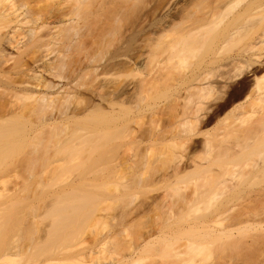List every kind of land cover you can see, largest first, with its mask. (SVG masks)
I'll list each match as a JSON object with an SVG mask.
<instances>
[{"label": "bare ground", "instance_id": "obj_1", "mask_svg": "<svg viewBox=\"0 0 264 264\" xmlns=\"http://www.w3.org/2000/svg\"><path fill=\"white\" fill-rule=\"evenodd\" d=\"M102 1L0 0V181L2 176L18 177L17 175H23V173L26 174L23 176L26 178H32L33 174H36L34 176L36 177L39 175L37 174L39 170L42 171L39 172L42 175L47 171L46 167L49 168L54 161L61 164L59 163L60 166L58 167V164L57 168L52 165L51 171L53 168L55 170L64 166L66 168L64 162L68 165L67 161L72 160V163L73 161L76 163L72 165L69 161L71 164L69 166L75 167L72 169L73 172L80 159L81 166L89 162L85 165L90 167L82 166L86 169L78 168L82 171L79 170V172L76 169L74 174L69 172L74 177L75 174H78V177L82 176V178L77 177V181L76 177L74 180L78 183V179L87 180L83 177L92 175L91 180L96 177L97 182L99 177H103V180L107 179L106 182L109 180V183L117 181L103 184V186L101 182L93 183L99 189L106 188L108 184L109 188L113 186L115 194L116 192L118 194V196L114 194L113 198L119 197V201L127 194V198L121 201L122 211L126 214L123 216L129 217L139 208L141 209L139 212L145 210L147 213L146 207H149L147 208L149 210L158 207L165 212L159 216L156 211L159 217L153 216L154 221L148 224L151 225L150 227L154 225V231L151 228L152 233L147 232L138 243L126 244L123 248L125 253L111 260H106L107 257H104L91 263L87 262L86 257L96 252H100L101 255L106 254L107 246L105 243L98 245L99 242L84 247L81 241V243L77 242V236L73 234V230L75 232L79 228V231H82V228L83 230L89 228L92 233V225L94 226L95 223L91 220H95L99 227L98 221L101 222V220L98 219L102 216L98 210L105 198L104 195H99L94 190H85L87 187L82 189L83 186H78L82 185L81 181L76 184L74 180V182L71 180L72 183H67L69 186L65 184L60 187L61 189L59 188L60 190L58 189L59 191L56 189L61 194L57 195L56 190L52 192L51 196L55 194L54 199L50 200L51 205L49 209H46L49 211L51 209V213L48 212L51 216L49 217L47 212L46 215L48 219L52 217L50 223H53L52 226L49 224L51 228H47L44 231V237L40 239L39 236L36 237L39 234L36 232L37 229L34 227L35 230L32 231L33 228L30 227V225L35 226L34 219L31 221L33 224L30 222L36 216L33 213L36 212L35 209L30 210L28 205H24L26 209L22 205L20 211L18 209L20 207L14 202L22 203L21 201L25 199H20L22 194L17 193V195L15 191V193L11 191L12 193L8 194L12 196L10 198L3 196L4 199L2 198L3 201L0 202V210L5 212H0V216L8 213L11 219L6 215L10 221L5 222L7 218L1 217L3 220L0 218V225L5 222L8 228L13 222L11 228L0 227L5 229L4 232L3 230L0 232V264L8 262L13 264L20 262L21 264H133L137 260L146 261L149 257L146 253L151 250H154L156 255L162 251L159 249L168 245L173 236L172 232L179 236L182 234L183 241L177 246H171L168 255L153 256L150 263L146 264H194L199 252L203 251L204 247H208L209 243L210 247L206 249H210L208 250L210 258L208 257V262L204 264H230L231 259L224 256L226 249L230 250L229 252L247 249L245 253L240 252V255L244 254L243 259L240 257L243 264L245 259L249 260H246V264H264V232L260 233L262 229L256 228L257 224L260 227L261 223H264V185H260L258 190L255 189V197L252 196L254 190L251 195L247 194L251 193V190L247 189H250L249 187L254 183H250L248 179H252V176L258 172V175L263 177L256 175L252 180L260 181L264 178V19L258 13L264 10V4L259 1L260 7L258 4L256 8L253 6L254 10L257 9L256 13H253V7L250 6L254 0H248L241 7L238 5L242 0H209V6L206 5L209 8L203 12L201 8H204L208 0H164L165 3L159 9L161 15H158L161 19L156 21L155 16L152 18V15L150 17L155 20V22L152 21L155 24L153 23L152 27V22L150 26L146 24L148 28L151 27L147 30L148 33H144L146 27L145 31L134 34L132 30L130 32L126 30L133 34L128 37L131 34L126 35L123 32L126 29L125 26L123 27L126 24L123 16L127 15L125 12H129L127 9L129 5L135 8V2L138 0H124L123 3L118 1L119 4H115V1L109 4L107 8L109 13L105 17L109 20L103 17L106 21L102 20L104 21L102 22L100 16L101 22L97 21L99 26L96 24L98 30L95 33V29L90 32L94 28L93 25L91 29L87 27L90 19L91 24L98 19L95 17L98 15L95 14L97 10L90 6L95 2L99 6ZM108 1L110 0H107V3H111L114 0ZM46 3H50V7L42 8ZM247 9L251 16L246 15ZM91 12L95 15V19L97 18L95 21L87 17ZM86 18H89L87 22L89 24L85 27L89 28V31L85 27L82 29L86 30L87 34L80 32L81 26L85 24L80 21H86ZM4 30L5 32L7 30V35L4 34ZM142 32L145 35H142ZM111 46H117L116 50L120 51L116 54L118 59L112 53V58L116 60L109 61L110 58H104ZM10 47L15 48L14 51H16L11 56H9L10 52H6L11 50ZM197 58L201 60L198 65H196ZM170 80H174L173 84L177 85V88L173 87L176 92L174 95L171 94V100L163 106L160 105L161 107L158 106V109L154 108L156 110L152 108L149 114L144 110L147 114L145 117L143 113V105L147 103L145 100L149 96L152 97L153 92H157L156 89L160 91L161 87L172 88ZM162 84L166 85L162 86ZM92 113L98 118H93L94 124L92 123L91 126L88 124L90 129L84 127L86 124L78 125L82 118ZM86 119L82 122L87 121ZM93 125L94 128H92ZM22 139L26 143L23 149L19 145L24 143ZM145 143L146 145L143 146ZM163 146L168 147V150L164 151L166 149ZM154 147L164 150H156ZM106 148L107 151H105ZM151 148L159 154L156 156L157 153ZM185 149L189 151L184 152ZM197 149L198 154L202 152L200 150H203L202 154L207 155L206 157L211 152L216 155L211 153L213 158L201 161L203 158L199 154L198 157L200 156L201 160L198 159ZM204 151L210 153L205 152V154ZM104 152H107V155L101 156ZM150 155L152 158L155 155V159L150 158ZM221 158H226L222 166ZM99 160L104 163L106 161V167L102 165V168L103 166L106 168V170L103 168L104 172L99 170L102 169L99 164L96 165L100 168L95 167L94 163ZM153 160L154 164L159 163L158 161L163 162L160 165L162 172L156 168L160 163L155 166ZM7 163H12L13 166L5 165L6 169H3V164ZM38 163L46 164V166L39 165L38 170L36 169ZM48 163L50 165H47ZM80 164H78L79 167ZM215 165L218 168L223 167V173L215 171L213 167ZM68 167L66 169L70 171L71 167ZM236 167L239 168L238 172L241 170L238 174L234 172ZM149 168L156 170L152 174ZM147 169L151 171L150 175ZM51 171L47 172L51 174L53 173ZM66 171L62 174L67 173ZM57 173L56 177L59 174ZM196 174L199 176H195ZM22 175L20 178L26 179ZM243 176L248 178L242 179ZM240 177L242 180L238 179ZM42 178L43 176L40 180ZM119 179H125L126 182L122 180V183H128L123 189L127 186L130 192L128 187H132L130 194L126 193L127 189H122L123 191L119 189L122 192V196H119L118 188L124 186ZM246 181L249 182V187L246 186ZM114 183L118 186L114 187ZM239 185L247 187V189L244 187L248 191H246V197L243 195L245 189L241 188L243 194L240 193L242 191L239 190ZM97 186L94 188L98 189ZM24 187L27 189L26 185ZM24 187L18 189H24ZM183 188L187 192H184ZM210 188L213 190L208 191ZM182 189L183 191H180ZM229 190H233L232 195L229 196L233 198L235 195L234 198L237 197L235 200L224 195L227 192L230 193ZM236 190H239L236 192L240 193L239 196L242 194L244 197L236 196V193L234 194ZM4 192L0 190V196L4 195ZM110 192H112L110 194L114 193ZM20 193H24V190ZM95 193H98L96 195L100 199L93 195ZM175 193L178 195L175 196ZM19 195L22 196L19 198ZM137 196L139 199L141 196L142 198L138 200ZM174 196L179 199H175ZM12 197L15 200H12ZM7 198L16 204L15 208H12L14 204L7 202ZM96 198L100 203H97ZM4 201V204L7 202L6 205L2 204ZM203 204H205V210L212 207L211 213L208 208L209 215L196 212L203 207ZM8 206L11 207L7 208ZM95 207L99 209L96 210ZM30 208L34 207L31 205ZM12 209H18L19 212ZM160 210L158 212H161ZM26 211L32 214L30 219L24 218L27 222L21 219L23 216L28 217ZM12 212L16 213L14 217L10 215ZM139 212L135 214L138 215ZM17 213H21L22 217ZM15 216H20L19 220ZM22 221L31 229L21 224L24 223ZM88 223L91 224V228ZM248 223H250L249 227H253L251 223H255L254 232H259V234L255 233L257 239L253 240V235L250 237L253 240V243L250 242L252 245L244 240L249 248L252 247L251 249L244 247V241L237 239L244 234L245 228V231L249 228L245 227ZM239 225L245 227L241 229L242 233H240ZM97 226H94L96 230ZM171 227L174 229H169ZM236 227L239 231L237 238L232 232ZM167 229L171 230L169 235ZM9 230L10 233L14 232L10 235ZM31 232H35L36 235L31 236ZM1 233L2 235L5 233L8 239L1 238ZM7 233L13 238L11 239ZM71 235L74 237L71 238ZM167 235L169 239L166 238ZM33 237L34 241H39V245L36 241H32ZM165 238L167 243L161 240ZM214 242H217V246L212 249ZM31 243L38 247H33ZM161 243L165 245L160 247ZM203 244L207 245L203 247ZM243 244L244 246H241ZM35 248L39 249V252L35 251ZM30 250L34 251L33 254H30ZM37 253L40 256L36 255ZM203 253L205 252H200V254ZM29 255L36 258L31 259ZM233 257L237 258V256ZM232 261L235 263L238 260L232 259Z\"/></svg>", "mask_w": 264, "mask_h": 264}, {"label": "rangeland", "instance_id": "obj_2", "mask_svg": "<svg viewBox=\"0 0 264 264\" xmlns=\"http://www.w3.org/2000/svg\"><path fill=\"white\" fill-rule=\"evenodd\" d=\"M100 1H101V0H99V2H100ZM111 1H112V0H110V1H108V2H111ZM115 1H116V2H115ZM118 1H119L120 3H123V2H124V0H114V1L111 2V3H107V0H103V1L101 2V4H99V6L96 4V2H95L93 5H91V6H90L91 8H93L94 10H97V12H95V14H98L99 16H98V15H97V16L92 15V12H91V13H88V15H89V14H91V15H90V16L87 15V17L92 18L93 21H95L97 18H98V19L96 20V22H93V24H91V22H92L91 19H90V22H89V20H88L89 18H86V21L84 20L85 22H84V21H80V23H81V22L85 23L84 26H83V25L81 26V29H82L83 27H85L86 24L88 25V24L90 23L91 25L89 24L87 27H89V28L91 29V28L94 26V28H92V29L90 30V32H93V30L95 29V30H94V33H95L96 30H98V28H96V24H97V26H99L98 23L101 22L102 20H104V18L106 17V15L109 13V11H108L107 8H109V6H110L111 4H113L114 2H115V4H119ZM122 1H123V2H122ZM162 1H163V2H162ZM247 1H248V0H242V1L240 2V4L238 5V7H241V6L245 5V4L247 3ZM259 1H260V2L262 1V4H264V3H263L264 0H254V1L252 2V5H251L250 7L252 8L253 6H255V8H256V5L258 4V6H259V4H260ZM99 2H97V3H99ZM117 2H118V3H117ZM129 2H130V1H129ZM139 2H140V0H138L137 2H135V3H136V4L134 5L135 8H132L133 5H131V6L129 5V6L127 7V9H129V12H128V11L125 12V14H127V15H126L127 17H126L125 15H124L125 17L123 16V19H124L123 21L126 20V21H125L126 24H124V22H123V24H124L123 27L125 26L124 28H126V29H125V30L122 29V31L124 30L123 32H125L126 35H127V33H128V35L131 34V35L128 36V37H131L135 32H136V33H140L142 30H143V31L146 30V32H144V33L147 34V33H148L147 30L150 29V28L155 24V23H154L155 20L158 21V19H159V20L161 19L160 16H158V15H161V14H160L161 11H159V9H161V8H162L161 6H163V4L165 3L164 0H142L140 3H139ZM206 2H207V1H206ZM209 3H210V1L208 0V2H207L206 4H204V5H205V6H203L204 8H201L203 12L206 11L207 8H209V7L206 6V5H208ZM109 4H110V5H109ZM44 5H45V6H42V8H44V7L46 8L47 6L50 7V3H46V4H44ZM260 5H261V4H260ZM100 6H101V8L99 9ZM208 6H209V5H208ZM258 6H257V7H258ZM48 7H47V8H48ZM129 7L132 8V9L130 10ZM250 7H248L249 10H250ZM259 7H260V6H259ZM106 9H107L108 12L106 11ZM127 9H126V10H127ZM248 9L246 10V11H247V12H246V15L251 11V10H250V11L248 12ZM252 10H254V7L252 8ZM255 10L257 11V9H255ZM255 10L253 11V13L255 12ZM258 10H260V9L258 8ZM42 11H44V10L42 9ZM105 12H107V13L105 14ZM262 12H264L263 9H262L261 12H258V13H260V16H262V18L264 19V14H263ZM151 13H153V14H151ZM251 13H252V12H251ZM253 13H252V15H254ZM255 13H256V12H255ZM261 13H262L263 15H261ZM154 14H155V15H154ZM244 14H245V13H244ZM152 15H153V17H152ZM246 15H245V16H246ZM249 15H250V14H248L247 16H249ZM92 16H93V17H92ZM94 16L97 17V18L95 19ZM100 16H101V18H100L101 21H100V19H99ZM107 16H108V15H107ZM150 16H151L152 18H154V16H155V18H154L155 20L152 19ZM156 16H157V18H156ZM250 16H251V15H250ZM257 16H258V15H257ZM257 16H256V17H257ZM260 16H259V18H261ZM103 17H104V18H103ZM149 17H150V18H149ZM158 17H159V18H158ZM102 18H103V19H102ZM167 18H168V16H167ZM105 19H106V20H109L108 18H105ZM149 19H150L151 21H150ZM87 20H88V21H87ZM98 20H99V21H98ZM106 20H104V21H106ZM148 20H149V21H148ZM153 20H154V22H152ZM97 21H98V23H97ZM104 21H102V22H104ZM87 22H89V23H87ZM148 22H149V23H148ZM151 22H152L151 27L148 28V26H150L149 24H150ZM153 23H154V24H153ZM146 24H147L148 26H147ZM79 25H80V24H79ZM92 25H93V26H92ZM100 25H101V24H100ZM91 26H92V27H91ZM87 27H85V28L87 29ZM138 27H139V28H138ZM142 27H143V28H142ZM145 27H146V28H145ZM85 28H83V29H85ZM89 28L87 29L88 31H89ZM134 28H135V29H134ZM136 28H137V31H136ZM141 28H142V29H141ZM144 28H145V30H144ZM83 29L80 30V32L82 31L83 33L85 32V34H87V33H86V30H83ZM128 29H130V30H128ZM138 29H139L140 31H139ZM126 30L129 31V32L132 30V33H133V34L127 32ZM133 31H134V32H133ZM149 31H150V30H149ZM90 32H88V34H90ZM4 34L7 35V30H6V32H5V30H4ZM145 34H143V32H142V35H145ZM123 35H124V34H123ZM124 36H125V35H124ZM125 37H126V36H125ZM125 37H123V39H125ZM128 37L126 38L127 40L129 39ZM2 43H4V42L2 41ZM6 45H7V44H6ZM112 47H113V46L109 47V49H108V51H107L108 54H105V56H106V55H107V56H106L104 59H108V58H110L109 61H111V59H112V60L115 59V58H112V57H113L112 53H113L114 56L116 57V56H117L116 54H118L117 52L120 51V50H118V49L116 50V47H117V46H116V47L114 46L115 48H114V47L112 48ZM118 48H119V47H118ZM6 49H7V48H6ZM9 49H11V50H9ZM9 49H7V50H9V51H6V52H8V53L10 52V53H9V56L14 55V53H16V51H14L15 48H13V47L11 48V47H10ZM115 50H116V52H115ZM13 52H14V53H13ZM11 53H12V54H11ZM110 54H111V55H110ZM108 55H109V56H108ZM110 56H111V57H110ZM116 59H118V58L116 57ZM116 59H115V60H116ZM196 61H197V64H196V65H198V64H199L198 62H200L201 60H200V58H199V59L197 58ZM194 62H195V60H194ZM194 62L192 63L193 65H194ZM175 70H176V69H175ZM172 71H173V73H175L174 70H172ZM170 81L172 82V84H171V85H172V88L169 87V86L167 85V86L169 87V88L167 87L168 89H167L166 87H165L166 89L163 88V87H161V88H160V89H161L160 91H158V89H156L157 92L154 91V92H156V93L153 92V96H152V97L149 96L148 98H150V99L147 98V100H145L147 103H145V101H144V103H145L146 105L143 103V104H144V105H143V111L145 110V111L148 113V112H150V110H153L154 108H157V109H158L159 107L163 106V104L165 105L166 103L169 102V100H171V94L173 93L172 95H174V93L176 92V89L174 90V88H177V85H175V83L173 84L174 80H173V81L170 80ZM170 81H169V82H170ZM96 82H97V81H96ZM96 82H95V83H96ZM171 82H170V83H171ZM175 82H177V81H175ZM95 83H93V84H95ZM170 83H169V84H170ZM167 84H168V83H167ZM163 85L165 86L166 84H162V86H163ZM173 85H174V86H173ZM160 86H161V85H160ZM160 86H159V87H160ZM182 86H183V85H182ZM159 87H158V88H159ZM173 87H174V88H173ZM162 89H163V90H162ZM169 89H170V90H169ZM172 90H174V91L172 92ZM148 100H149V101H148ZM160 105H161V106H160ZM147 106H149V107L147 108ZM158 106H159V107H158ZM190 106H191V105H189V107H190ZM150 107H151V108H150ZM144 108H145V109H144ZM146 108H147V110H146ZM149 108H150V109H149ZM152 108H153V109H152ZM154 110H156V109H154ZM145 111L143 112L144 114L146 113ZM188 111H189V110H188ZM95 113H96V112H95ZM148 114H149V113H148ZM94 115H95L94 113H92V114H88L86 117L82 118V119L80 120V122H82V120H83V119H86L87 117H89L90 119L87 118V119H86L87 121H85V122L83 121L82 123H80V122L78 121V122H79V123L77 122L78 125H81V126L83 125V126H84V124H86V126H84V127H87V128L89 127L88 129H90V126L92 125V123L94 124V120H93V118H96V119L98 118L97 115H95L96 117H95ZM98 115H99V114H98ZM146 116H147V114H145V117H146ZM145 117H144V119H145ZM96 119H95V120H96ZM96 121H97V120H96ZM96 123H97V122H96ZM159 123H160V121H159ZM159 123H158V124H159ZM162 123L164 124V122H162ZM162 123H161V125H163ZM88 124H89L90 126H89ZM95 125H96V124H95ZM159 125H160V124H159ZM81 126H80V127H81ZM144 126L146 127V125H144ZM94 127H95V126L93 125L92 128H94ZM158 127H159V126H158ZM159 128H160V127H159ZM84 132H85V131H84ZM78 133L80 134V131H79ZM81 133H82V130H81ZM79 134H77V135H79ZM83 134H84V133H83ZM80 135H81V134H80ZM202 137H203V136H202ZM201 139H202V138H201ZM22 140H23V139H22ZM24 141H25V140H23V142H24ZM20 142H21V141H20ZM22 144H23V145H22ZM24 144H25V145H24ZM19 145L21 146V148H22L23 146H24V148H25L26 143H25V142H24V143H21V144L19 143ZM145 145H146V143H145L143 146H145ZM153 146H154V145H153ZM157 146H158V145H157ZM161 146H162V145H161ZM150 147H152V146H150ZM163 147H164V149H166V150H164L163 148H157V149H160V150L163 149L164 151H167V150H168V149H167L168 147H166V148H165V146H163ZM152 148H153V147H152ZM152 148H151V149H152ZM154 148L156 149V147H154ZM198 148H200V147H198ZM215 148L218 150L217 147H215ZM22 149H23V148H22ZM157 149H156V150H157ZM187 149H188V148H187ZM200 149H201V148H200ZM210 149H212V148H210ZM213 149H214V147H213ZM104 150H105V149H104ZM149 150H150V149H149ZM152 150L154 151V149H152ZM152 150H151V152H152ZM156 150H155L154 152H156ZM105 151H107V148H106ZM185 151H187V150L185 149L184 152H185ZM188 151H189V150H188ZM188 151H187V152H188ZM198 151H199V150L197 149V157H198L199 154H201V155H202L201 158H203V159L201 160V159H199L200 156L198 157V159L201 160V161H205L207 158L210 159L213 155H216V154H213V153L211 152V150H210V152H211L213 155H211V153L208 152V151H204V153H205V152H207L208 154L210 153V154L208 155V157H206L207 155L204 156V155L202 154V153H203V150H200V151H202V152H200L199 154H198ZM212 151L214 152V150H212ZM151 152H150V153H151ZM105 153H106V154H105ZM156 153H157V154H156V156H157V155L159 154V152H156ZM195 153H196V152H195ZM195 153H194V155L196 156ZM94 154H95V153H94ZM94 154H93V155H94ZM148 154H149V153H148ZM152 154H153V153H152ZM205 154H206V153H205ZM105 155H107V152H104V153L101 154V156H105ZM217 155H218V154H217ZM154 156H155V155H154ZM154 156H153V158H152V155H150V158L155 159ZM148 157H149V156H148ZM204 157H205V158H204ZM214 157H215V156H214ZM212 158H213V157H212ZM160 159L162 160V159H163V156H162ZM221 159H222V160H221L220 165H221L222 163L226 162V158H221ZM51 160H52V162H53V159H51ZM51 160H49V162H50ZM78 160H79V162H82V161H80V159H78ZM78 160H77V161H78ZM101 160H102V159H101ZM101 160L97 161V163H94V164H95V165H96V164H97V165L99 164V165L101 166V168H102V165L105 166L106 161H105V163H104V162H101ZM104 160H106V159H104ZM104 160H103V161H104ZM47 161H48V160H47ZM47 161H46V162H47ZM69 161L71 162L72 165H73V164H74V165L76 164L74 161H73V163H72V160H69ZM69 161H67V162H68V165H67L66 162H64L65 165H66L67 167H68L69 165H71ZM85 161H87V160H85ZM85 161H84V162H85ZM218 161H219V160H218ZM218 161H217V163H218ZM79 162H78L77 165H76V167H77L76 169H78V168L82 169L83 167H86L85 164L89 163V162H86V163L84 164L85 166L82 165V166H83V167H82L81 164H80ZM100 162H101V163H100ZM107 162H108V161H107ZM158 162H159L160 164H159V163H155V164H154V160H153V164H154L155 166H158V164H159V166L156 167V168H159V169H160V167H161L160 165H161V163H163V162H162V161H161V162L158 161ZM43 163H44V162H43ZM43 163H41V165H40L39 163L36 164V165H38V166H36V169L39 168V165H40V166H43V165L46 166V164H43ZM53 163H54V164H52V165L56 166V168H57V165H58L60 162H58V163L56 162V163H55V161H54ZM217 163H216V164H217ZM8 164H9V163H7V164H3V165H4V166L2 165V166H3V169H6V168H5V165H6V167H11L12 163H10L11 165L9 164V166H8ZM42 164H43V165H42ZM55 164H56V165H55ZM60 164H61V163H60ZM60 164L58 165V167L60 166ZM78 164H80V167H79ZM82 164H83V163H82ZM47 165H50V163H48ZM52 165L50 166L51 168H52ZM62 165H63V162H62ZM62 165H61V166H62ZM97 165H96L95 167H97V169H98L99 166H97ZM106 165H108V164H106ZM109 165H110V162H109ZM217 165H218V164H217ZM217 165L213 166V167L215 168V171L217 170V171H220V172H221V171H222V168H223V167H221L222 165H221V166L219 165V166L221 167V169H219L220 167L218 168ZM12 166H13V165H12ZM54 166H53V167H54ZM92 166H93V165H92ZM104 166H103V168L106 167V166H105V167H104ZM155 166H154V167H155ZM216 166H217V167H216ZM223 166H224V165H223ZM37 167H38V168H37ZM43 167H44V166H43ZM47 167H48V166H47ZM47 167H46L45 170H47V171L50 170V171H51V168H50V167L47 168ZM64 167H65V166H64ZM64 167H61V169H60V168H58V169H60V170H63V169H64V170H65L67 167H66V168H64ZM69 167H71L70 171H68L69 169H66L67 171H66V170H65V171H66L67 173H63V174H62V172H65L64 170L61 172L60 170L56 169V170H58L57 172H58L59 174H58L57 172H56V173L58 174L57 177L60 176L59 178H57V177L55 176V174H56L55 171H56V170H55L54 168H53V170L51 171V172H53V173L50 174V172L48 173V172L46 171L48 174L45 172V173H42V175L39 173L41 170L38 169L39 171H37V174L41 175V177L43 176L42 180H40L41 177H40L39 175H37L38 177L36 176L37 178L34 177L36 174H33L32 178H31V177L26 178V176L23 177L25 173H23V175H22V174L17 175L18 177H16L15 175H14V177L8 175L9 177L6 176L7 178H6L5 176H4V177L2 176V180L0 181V190H1V192H2V191H3V192L6 191V192L3 193L4 195H1V196H0V197H1L0 200L3 198V196H4V198H5V195H6V197L10 198V196H12V194L10 195V194H8V193L11 192V191H13V192L15 191L16 194H17V193H18V194H22L23 196H22V195H19V198H20V196H22L23 198L21 197L20 199H25V201H24V200L21 201L22 203H19V202H18V203H17V202H14V203H16L19 207L22 206V205H23V207H24V205H28V207H29L30 210H31V209H32V210L35 209V211H36V212H33L34 214H36V216L33 215L34 218L31 217L32 219L30 220V222H31V221L34 219L33 222L35 221V223H34L35 226H34V225L31 226V225L29 224L30 222H28V224L30 225L31 228H33L32 231L35 230V229H34V227H35V228L37 229V230H36L37 234L39 233L40 235H39V234L36 235L35 232H34V233L31 232V236H33L32 234H34V236H35V235H36V237L39 236L40 239H41V237H44V234H45L44 231L47 230V228L49 229L50 225L53 223V222L50 223V222H51L50 219H51L52 217H51L50 219H48V218L51 216V215L48 213V212L51 211V209H50V211H49V210H46V209H49V207H50V205H51L50 200L54 199L53 196H54L55 194L51 196V194H53L52 192H54L56 189L58 190V189H59L60 187H62V186H65V184H67V183H69V182L72 183L71 180L73 181L75 177H76V181H77L78 174H75V177H74V175H72V174L75 173V170H76V169L73 170L74 173L72 172V169H74L75 167H74V166H73L74 168H73L72 166H69ZM69 167H68V168H69ZM87 167H90V166L88 165ZM87 167H86V168H87ZM108 167H109V166H107V168H108ZM164 167H165V166H163V168H164ZM1 168H2V167H1ZM62 168H63V169H62ZM86 168H83V170L86 169ZM92 168H94V166H93ZM99 168H100V167H99ZM103 168H102V169H99V170H101V172H102V171L104 170ZM224 168H226V167H224ZM34 169H35V168H34ZM36 169H35V170H36ZM40 169H41V168H40ZM80 169H78V171H79ZM149 169L152 171V174H153V173L155 172V170H156V169L153 170V169H151V168H149ZM159 169H158V170H159ZM161 169H162V167H161ZM161 169H160V170H161ZM237 169H239V168L236 167V170H234L235 174H236V173L238 174L239 172H241V170L238 172ZM42 170H43V168H42ZM105 170H106V168H105ZM105 170H104V171H105ZM147 170H148V169H147ZM150 170H148V175H150L149 172L151 173ZM160 170H159V171H160ZM76 171H77V170H76ZM80 171H82V170H80ZM80 171H79V172H80ZM104 171H103V172H104ZM144 171H146V170L144 169ZM153 171H154V172H153ZM224 171H225V170H224ZM236 171H237V172H236ZM35 172H36V171H34V173H35ZM41 172H42V171H41ZM60 172H61V173H60ZM69 172H72V174L69 173ZM160 172H162V170H161ZM54 173H55V174H54ZM76 173H77V172H76ZM221 173H223V171H222ZM258 173H259V172H258ZM258 173H257L256 175H258ZM43 174H45V175L47 174V175H46L47 178L44 177L45 175H43ZM52 174H53V175H52ZM61 174H62V176H61ZM129 174H130V173H129ZM145 174H146V172H145ZM219 174H220V173H219ZM21 175H22L23 178H26V179H21V178H20ZM25 175H26V174H25ZM127 175H128V173H127ZM127 175H126V176H127ZM146 175H147V174H146ZM197 175H198V174H196L195 176H197ZM214 175H215V173H214ZM256 175H254V176H256ZM263 175H264V174H263ZM79 176H80V175H79ZM88 176H89V178H87ZM88 176H84V177H83V179L86 177L87 180H81V179H78V181H79V182L81 181V184H82V185H78V186H80V187L83 186V187H81L82 189H84V187H87L85 190H87V189L94 190L95 192H98L99 195H100V194H101V195H104L103 197H105V198H104V200H103V201L101 202V204H100V206H101L100 209H99V208H96L97 206L95 207V209H96V210L99 209L98 211L101 213L100 216H102V217L99 216L101 219H98V220H101V222L98 221V222L100 223V224L97 223V224H99V227H98V226L96 225V221H95V220H91V221H94V223H95L94 226H97V230H96L95 227L92 225V227L96 230V231H95V230L92 228V230H93L92 233L89 231V228H88V229L84 228V230H83V228L81 227V228H82V231H79V229H80V228H79L78 231L75 230V232H74V230H73V234L75 233V236H77V238H76V239H77V242H80V241H81V242H82V246H84V247L87 246V245L89 246L90 244H91V245H93V244H97V243H99V242H100V243H99L98 245H101V244L105 243V245L107 246L106 249H105V251L107 250V251H106V252H107L106 254L104 253V255H103V254L101 255L100 252H99V253L96 252V254H94V255L92 254L91 256L86 257L87 262H91V263H92V261H95V262H96V261H99L100 259H103L104 257H107L106 260H111V258H113V257H119V254H121V253H125V252H126V251L123 249L124 246H125L126 244H129V243H131V244H135V243H138V242L142 241V240H141L142 237H143V236H146V233H147V232L151 234V233H152V230L154 231V225H152V227H150L151 225H148V224H151L150 221H154V220H153V216L155 217V216L157 215V218H158V217L160 216V214H161L162 212L164 213L165 211H161L160 209H158V207H155V206H154L157 210L154 209V208H152V209H154V211H153L152 209L149 210V209H147V208H149V207H146V210H147L146 212H147V213H145L144 208H143L144 211H141V212H142V213H141V212H139V211L141 210V209L139 208L138 210H134V211H133L132 214H134V215H132V214H131V215H130V214H127V215H130V216H129V217H128V216H123V215H126V214L122 211V202H121V201L127 196L126 193L129 192L128 189H127V186H126V188H125V189H127V190L123 189V188L125 187V184L128 185V183H129V181L127 180V178L125 177L126 180L128 181V183H125V182H126L125 179H122L123 181L125 180V182H123V183H122V180L119 179V180L121 181L122 184H121L120 182H119V183H120L121 185H124V186H123V187L121 186L122 188L119 187V188H118V191H119V189H121V190L123 189V190L126 191V193H125V194H126L125 197L123 196L124 198L122 197L123 199H122L121 201H119V200H120L119 197H116L115 199L113 198V195L115 194V192H114V190H113V189H114L113 186H112V188H111V187H110V188L108 187V185H109L110 183L117 182V181H113V182L111 181V182L109 183V180H108V182H106L107 179H104V180H103V179H102L103 177H102V178L99 177L98 182H97V181H95V180H97L96 177H95V179H94V177H93V178H92L93 181H92V180H91V176H92V175H88ZM130 176H131V175H130ZM198 176H199V175H198ZM248 176L251 177V175H248ZM248 176H247V177H246V176H243L242 179L248 178ZM254 176H252V179H253ZM258 176L261 177L262 175H261V176L258 175ZM33 177H34V179H33ZM127 177H128V176H127ZM217 177H218V175H217ZM244 177H245V178H244ZM262 177H263V176H262ZM3 178H4V179H3ZM48 178H50V179H48ZM78 178H82V176H80V177H78ZM100 178L102 179L101 181H100ZM193 178H194V177H193ZM0 179H1V178H0ZM28 179H29V180H28ZM38 179H39V180H38ZM188 179H189V178H188ZM188 179H187L186 181H188ZM191 179H192V178H191ZM191 179H189V180H191ZM214 179H215V178H214ZM216 179H218V178H216ZM238 179H241V177L238 178ZM242 179H241V180H242ZM252 179H251V178L248 179V181H249L250 183H251V182H254L253 184H251V186H250L249 182L246 181V182H247L246 186H247V185H248L247 187L250 186V187H249L250 189H247V187L244 186V185H242L241 187H240V185H239L238 187H239V190H240L241 188H242V189H245L244 187H246V189H247L248 191L251 190V193H247V194H250V195L252 194V190H254V191H253V194H252V196H254V194H256L255 189L258 190V188L260 189V185H261V186L264 185V180H263L264 178L261 179L262 181H261V180H260V181L258 180L259 182H258V181H255V180H252ZM257 179H258V177H257ZM257 179H256V180H257ZM259 179H260V178H259ZM23 180H25V182H24ZM105 180H106V181H105ZM119 180H118V181H119ZM250 180H251V181H250ZM74 181H75V180H74ZM74 181H73V182H74ZM76 181H75L74 183L78 184L79 182L77 183ZM239 181H240V180H239ZM93 182H95V183H96V182H97V183L101 182V183H102V184H101L102 186H103V184L106 185V183H109V184L106 186V188L108 187L109 190H108V188L106 189L105 187H101L100 185H99V186H100L101 188L99 189V187H98L97 185H95V183H93ZM241 182H243V181H241ZM255 182H256V183H255ZM92 184H94L95 186H97L98 189H99V191H98V189H95V188H94V187H95L94 185H93V187H91ZM115 184H117V183H114V187L118 186V185L115 186ZM240 184H241V183H240ZM244 184H245V183H244ZM262 184H263V185H262ZM24 185H26L27 189L24 187ZM67 185L69 186V184H67ZM70 185H72V184H70ZM74 185H75V184H74ZM111 185H112V184H111ZM153 186H155V185H153ZM21 187H24V189L22 188V189L24 190V193H20V191H23V190H22V189H18V188H21ZM66 187H67V186H66ZM90 187H91V188H90ZM97 187H96V188H97ZM150 187H151V186H150ZM150 187H149V188H150ZM252 187H253V188H252ZM2 188H3V189H2ZM128 188H129L130 192H132V191H131L132 187H131V188L128 187ZM149 188H148V189H149ZM153 188H154V187H153ZM157 188H158V187H157ZM184 188L186 189L187 187H184ZM184 188H183V189H184ZM211 188H212V186H211ZM211 188H210V190H208V191L213 190V189H211ZM251 188H252V189H251ZM4 189H5V190H4ZM15 189H17V191H16ZM60 189H61V188H60ZM60 189H59V190H60ZM133 189H135V188H133ZM150 189H152V188H150ZM150 189H149V190H150ZM155 189H156V188H155ZM183 189L180 190V191H183ZM185 189H184V192H185V191L187 192V190H185ZM187 189H188V188H187ZM235 189H238V188H235ZM242 189H241L240 191H242ZM246 189L243 190V191L245 192L244 194H243V191L240 192V193H242L245 197H246L245 194H246V191H247ZM19 190H20V191H19ZM57 190H56V192H57ZM59 190H58V191H59ZM85 190H84V191H85ZM115 190L117 191L116 188H115ZM123 190H122V191H123ZM143 190H144V189H143ZM143 190H142V191H143ZM149 190H148V191H149ZM152 190H154V189H152ZM158 190H159V189H158ZM233 190H234V189H233ZM233 190H229L230 193L227 192V193H225L224 195H225L226 197H227V196L230 197L229 195H232L231 193H232ZM239 190H236V191L234 192V194H235L237 191H239ZM7 191H8V192H7ZM25 191H26V192H25ZM61 191H62V190H61ZM63 191H64V189H63ZM82 191H83V190H82ZM88 191H89V190H88ZM88 191H87V193L91 192V191H89V192H88ZM110 191H113L114 193H113V194H110V193H112V192H110ZM125 191H124V192H125ZM133 191H134V190H133ZM136 191H138V189H137ZM145 191H147V190H145ZM156 191H157V190H156ZM248 191H247V192H248ZM15 192H14V193H15ZM120 192H121V191H119L118 193H119V196L121 197V196H122V192H121V195H120ZM130 192H129V194H130ZM140 192H141V190L139 191V194H140ZM143 192H144V191H143ZM143 192H142V194H143ZM150 192H151V190H150ZM150 192H149V193H150ZM159 192H160V190H159ZM159 192H158V193H159ZM5 193H6V194H5ZM11 193H12V192H11ZM92 193H94V192H92ZM92 193H91V194H92ZM98 193H95V194H93V195H94V196H98V195H96V194H98ZM108 193H109L110 196L112 195V197H109ZM134 193H135V192H134ZM210 193H211V192H210ZM240 193H239V194H240ZM1 194H2V193H1ZM7 194H8V195H7ZM18 194H17V195H18ZM24 194H25V196H24ZM58 194H61V193H58V192H57V195H58ZM89 194H90V193H89ZM137 194H138V193H137ZM139 194H138V195H139ZM152 194H153V192H152ZM154 194H156V193L154 192ZM226 194H228V195H226ZM234 194H233V195H234ZM239 194L236 193V196H237V195L239 196ZM242 194H241V196H239V197H241V198L244 197V196H242ZM140 195H141V194H140ZM140 195H139V196H140ZM174 195L176 196V195H178V193H177V194L175 193ZM14 196L16 197V195H14ZM114 196H118L117 192H116V194H115ZM139 196H137V197H138V200H140V199L142 198L143 195L140 197V199H139ZM175 196H174V197H175ZM234 196H235V195H234ZM234 196H233V198H234ZM17 197H18V196H17ZM24 197H25V198H24ZM27 197H28V198H27ZM55 197H56V196H55ZM103 197H101V199H103ZM137 197H135V199H137ZM231 197H232V196H231ZM231 197H230V198H231ZM239 197H238V198H239ZM254 197H255V196H254ZM4 198H3V199H4ZM8 198H7V202L9 201V203L14 204L12 200H15V198L13 199V197H12V200H11L12 202H10V200H8ZM98 198L100 199L99 196H98ZM98 198H96V199H97V203H100V202L98 201V200H99ZM111 198H113V199H111ZM126 198H127V197H126ZM233 198H231V200H233ZM236 198H237V197H236ZM236 198H234V200H235ZM3 199H2L0 202H2ZM16 199H17V198H16ZM20 199H19V200H20ZM105 199H106V200H105ZM175 199H179V198L175 197ZM239 199H240V198H239ZM239 199H238V200H239ZM26 200H27V201H26ZM113 200H114V201H113ZM118 201H119V202H118ZM134 201H135V200H134ZM7 202H6V204H7ZM51 202H52V201H51ZM120 202H121V203H120ZM137 202H138V201H137ZM4 203H5V201H4L2 204H4ZM49 203H50V204H49ZM6 204H4V205H6ZM11 204H10V205H11ZM16 204H14L13 206L11 205L12 208H13ZM19 204H20V205H19ZM31 205H32V207H34V208H30ZM96 205H97V204H96ZM207 205H208V204H207ZM0 206H1V203H0ZM11 206H10V207H11ZM202 206H203V207H201V209H199V211H196L198 214L200 213V214L209 215V213H207V212H208L209 210H210V213L213 211V210H211L212 207H211V208L208 207L209 205L206 206V207L209 208V210H208V208H206V210H205V204H203ZM214 206H215V205H214ZM10 207L8 206L7 208H10ZM16 207H17V206H16ZM25 207H26V206H25ZM25 207H24V208H25ZM151 207H153V206H151ZM1 208H2V207H1ZM14 208H15V207H14ZM24 208H23V212H25V211H24ZM159 208L162 209V207H160V206H159ZM164 208H166V207H164ZM3 209H4V206H3ZM18 209H20V211H21V207L18 208ZM18 209H12V211H13V210L16 211V210H18ZM26 209H27V207H26ZM29 209H28V210H29ZM173 209H174V208H173ZM213 209H214V208H213ZM30 210H29V212H30ZM148 210H149V211H148ZM158 210H160L161 212H158ZM162 210H163V209H162ZM164 210H165V209H164ZM166 210H167V209H166ZM5 211H6V213H7V210H5ZM137 211L139 212L138 215L135 214V213H138ZM156 211H157V213L159 214V216H158V214H156ZM0 212L5 213V212H3L2 209L0 210ZM8 212H11V211H8ZM18 212H19V210H18ZM26 212H27V211H26ZM29 212H27V213H28V217H27V216H26V217L23 216V218H21V219L23 220L24 218H29L30 216H32V214L29 213ZM46 212H47V214L49 215L48 218H47L48 215H46ZM95 212H96V211H95ZM99 212H97V213H99ZM196 212H195V213H196ZM2 213H1V215H2ZM50 213H51V212H50ZM100 213H99V214H100ZM123 213H124V214H123ZM144 213H145V214H144ZM163 213H162V214H163ZM193 213H194V212H193ZM7 214H8V213H7ZM7 214H5V216H4V214H3L2 216H0V218H1V217H3V218H4V217L7 218V217H6ZM17 214H18V215H21V213H20V214L17 213ZM23 214L25 215V213H23ZM99 214H98V215H99ZM162 214H161V215H162ZM8 215H9V214H8ZM8 215H7V216H8ZM10 215L13 216V215H16V213L14 212V214H13V212H12V214H10ZM26 215H27V214H26ZM12 216H11V217H12ZM13 217H14V216H13ZM21 217H22V215H21ZM3 218H1V219L3 220ZM8 218L10 219V216H8ZM8 218H7V220H5V222H6V221L9 222V221L11 220V219L9 220ZM15 218H16V219L18 218L17 220H19L20 216H19V217H18V216H15ZM148 218H149V219L152 218V220H149ZM157 218H156V219H157ZM21 219H20V220H21ZM29 219H30V218H29ZM129 219H130V220H129ZM154 219H155V218H154ZM8 220H9V221H8ZM145 220H146V221H145ZM147 220H149V221H147ZM12 221H13V220H12ZM12 221H11V222H12ZM24 221H26V220L24 219ZM24 221H22V222H24ZM91 221H90V222H91ZM141 221H143V222H141ZM5 222H4V223H5ZM26 222H27V221H26ZM90 222H89V223H90ZM145 222H146V224H145ZM0 223H1V222H0ZM4 223L2 222L3 225H0V227L2 226V228H3L4 226H6V227H4V228H7V225H5V224H7V223H5V224H4ZM12 223H13V222H12ZM12 223H11V224H12ZM18 223H19V221H18ZM20 223H21V222H20ZM89 223H88V224H89ZM94 223H93V224H94ZM11 224H9V225L11 226ZM15 224H16V222H15ZM21 224H25L26 226H28L27 223H25V222H24V223H21ZM21 224H20V225H21ZM31 224H33V223L31 222ZM49 224H50V225H49ZM88 224H87V227H88ZM152 224H153V223H152ZM249 224H250V223L246 224L245 227L248 228V227L250 226ZM251 224H252L253 227H249V228H251V229L248 228L246 231H245L246 228L244 227V228H245V229H244V228L242 227L243 225H242V226L239 225V226H240V228H239L240 231H241V229H242V230L244 229V234H243V235L246 236V237L244 236L245 238L243 237V235H242L241 237H238V236H237L238 233H239V231H238V227H239V226L236 227V228H234L233 231H232V232L235 234L236 238L238 237L237 239H240L241 242L245 240V241L249 242L250 245H252L251 243H253L252 241H253L254 239H257V237H256L257 234H255V233L258 232V231H255V232H254V230H255L254 227L256 226V224H255V223H251ZM253 224H255V225H253ZM261 224H262V225H261L260 227H259L258 224H257L258 227L256 226V228H258V230H261V229L264 230V225H263L264 223H261ZM9 225H8V226H9ZM175 225H177V224H175ZM248 225H249V226H248ZM10 226H9V227H10ZM16 226H17V225H16ZM51 226H52V225H51ZM90 226H91V224H89V227H90ZM9 227H8V228H9ZM28 227H29V226H28ZM30 227H29V228H30ZM178 227H179V226H178ZM241 227H242V228H241ZM8 228H7V229H8ZM10 228H11V227H10ZM31 228H30V229H31ZM45 228H46V229H45ZM50 228H51V227H50ZM90 228H91V227H90ZM151 228H153V229L151 230ZM175 228H176V227H175ZM179 228H180V227H179ZM179 228H176V229H179ZM253 228H254V229H253ZM259 228H260V229H259ZM0 229H1V228H0ZM169 229L173 230L174 228L171 227V228H169ZM169 229H167V231H169ZM180 229H182V228H180ZM214 229H216V227H214ZM2 230H3V229H1L0 232H2ZM10 230H11V229H10ZM10 230H9V233H10ZM149 230H151V231L149 232ZM171 230L168 232V235L170 234ZM262 230L260 231V233H261V232H264V231H262ZM4 231H5V229L3 230V232H4ZM76 231H77V232H80V233H77ZM178 231H179V230H178ZM6 232H7V231H6ZM13 232H14V231H13ZM13 232H11V233H13ZM41 232H42V233H41ZM175 232H177V231L175 230ZM237 232H238V233H237ZM242 232H243V231H241L240 233H242ZM9 233H7L8 236H9ZM11 233H10V235H11ZM76 233H77L78 235H77ZM253 233H254V234H253ZM4 234H5V233H4ZM4 234H3V235H4ZM41 234H42L43 236H41ZM180 234H181V233H180ZM258 234H259V232H258ZM1 235H2V233H1ZM3 235H2L1 238H3V237H6V238H7L6 235H4V236H3ZM168 235L166 236V238L168 237V239H169V236H168ZM172 235H173V236H172ZM172 235H171L172 237L170 238V240H169V242H168V245L166 244L165 248H162V249L160 248L159 250H162V251L158 252L157 255H158V254H161V256L168 255V253H170V251H171V250H170V247H171V246H173V247H174V246H177V245L179 244V242H182V241H183V236H181L182 234L180 235L181 238H180L179 234H176V233L174 234V233L172 232ZM239 235H240V234H239ZM252 235H253V237H252ZM71 236H72L71 238L74 237V235H71ZM254 236H255V238H254ZM9 237H10V236H9ZM36 237H35V239H36ZM178 237H179V240H178ZM250 237H252L253 240H252V238H250ZM258 237H259V236H258ZM6 238H5V239H6ZM10 238L12 239L13 237H10ZM10 238H9V239H10ZM143 238H144V237H143ZM166 238H165V239H161V240H164V242H165V240L167 241ZM242 238H243V239H242ZM263 238H264V237H263ZM5 239H4V241H7V240H5ZM7 239H8V238H7ZM76 239H75V240H76ZM171 239H172V240H171ZM241 239H242V240H241ZM37 240H39V239L37 238ZM161 240H160V242H161ZM208 240H209V239H208ZM224 240H225V238H224ZM224 240H223V241H224ZM0 241H1V240H0ZM32 241H33V242L36 241V240L34 241V237H33V240H32ZM73 241H74V239H73ZM199 241H200V240H199ZM199 241H198V243H199ZM226 241H227V240H226ZM245 241H244V244L247 243V242H245ZM38 242H39V241H36L37 244H38ZM75 242H76V241H75ZM81 242H80V243H81ZM94 242H95V243H94ZM101 242H102V243H101ZM162 242H163V241H162ZM250 242H251V243H250ZM0 243H1V242H0ZM165 243H167V242H165ZM31 244L33 245V247H34V246H35V247H38V246L34 245L33 243H31ZM156 244H158V242H157ZM244 244L241 245V246H244ZM247 244H248V243H247ZM32 245H31V247H32ZM38 245H39V244H38ZM78 245H79V244H78ZM91 245H90V246H91ZM159 245H160V247H161V246L163 247V245H165V244H162V243H161V244H159ZM159 245H158V247H159ZM206 245H207V244H205V245L203 244V247L206 246ZM211 245H212V244H211ZM215 246H217V242H214V243H213V246H212L213 248H212V249H214ZM246 246H247V248H249L248 245L245 244L244 247H246ZM33 247H32V248H33ZM203 247H201V248L203 249ZM209 247H210V243H209L208 247H207V246L204 247L203 251H202V250H201V251L199 250L200 252H205V253L200 254V252H199L198 256L196 255V256H197V257H196V262H195L194 264H204V263H207V262H208V261H207V260H208V257H209V251H208V250H210V249H206V248H209ZM250 247H251V246H250ZM201 248H199V249H201ZM251 248H252V247H251ZM251 248H249V249H251ZM35 249H36V248H35ZM35 249H32V250H35ZM108 249H109V250H108ZM38 250H39V249H36L35 251L39 252ZM237 250H238V249H237ZM237 250H231V252H232V253H231V252H229L230 250H227V249H226L225 252H226V253H227V252L230 253L229 256H228V253H227V255H226V253L224 252V256H226L228 259H231V263H230V264H232V263H233V264H235V263H238V264H239V263H242V264H243V260H242V259L244 258V257H243L244 254H242V253H243V251H244V253H245V250H246V251H248V250H247V249H241V251H240V250L237 251ZM233 251H235V252H233ZM236 251H237V252H236ZM30 252H31V253H30ZM30 252H29L30 254H33L32 252H34V251H31V250H30ZM103 252H104V251H103ZM103 252H101V253H103ZM206 252H207V253H206ZM240 252H242V253H241L242 256L240 255ZM237 253H238L240 256H239ZM34 254H35V253H34ZM146 254L149 255L150 259H149V257H148V258L146 259V261H140V260H137V261L134 262L133 264H146V263H150V261L153 259V256H154V257L157 256V255H156V252H154V250H151V251L147 252ZM207 254H208V255H207ZM236 254H237V255H236ZM36 255H39V254L37 253ZM36 255H35V256H36ZM29 256H31V259H32V258H33V259L36 258V257H34V256L32 257V255H29ZM39 256H40V255H39ZM233 256H237V258H236V257H233ZM37 257H38V256H37ZM98 257H100V258L97 260ZM159 257H160V256H159ZM159 257H157V258H159ZM230 257H231V258H230ZM232 257H233V258H232ZM240 257H241L242 259H241ZM209 258H210V257H209ZM29 259H30V257H29ZM31 259H30V260H31ZM232 259H233L234 261H236V260H238V261L234 263V262L232 261ZM246 260H247V259L244 260V261H245V262H244L245 264H246ZM206 261H207V262H206ZM247 261H249V260H247ZM22 262H23V261H22ZM6 263H7V262H6ZM8 263H9V264H13V263H10V262H8ZM8 263H7V264H8ZM4 264H5V263H4ZM19 264H21V262H20Z\"/></svg>", "mask_w": 264, "mask_h": 264}]
</instances>
